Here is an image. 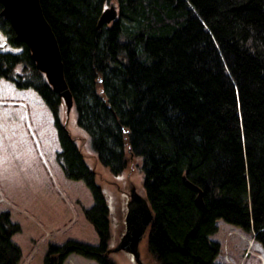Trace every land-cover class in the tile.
Masks as SVG:
<instances>
[{"label":"trees","instance_id":"obj_1","mask_svg":"<svg viewBox=\"0 0 264 264\" xmlns=\"http://www.w3.org/2000/svg\"><path fill=\"white\" fill-rule=\"evenodd\" d=\"M60 49L78 127L100 164L117 175L126 152L141 158L153 213L147 252L158 264H222L211 239L217 220L251 233L264 248V0H39ZM114 2L117 17L98 27ZM0 79L33 89L52 113L64 175L81 180L98 245L50 244L44 264L78 254L114 264L107 252L108 205L68 127L62 99L30 48L1 14ZM127 150V151H126ZM184 178L202 190L197 191ZM0 216V264H17Z\"/></svg>","mask_w":264,"mask_h":264},{"label":"rangeland","instance_id":"obj_2","mask_svg":"<svg viewBox=\"0 0 264 264\" xmlns=\"http://www.w3.org/2000/svg\"><path fill=\"white\" fill-rule=\"evenodd\" d=\"M59 119L95 170V181L109 210L108 248L113 247L123 232L131 185L144 196L141 158L126 152V166L115 175L97 160L89 135L76 123L74 104L67 114L62 102ZM59 151L52 113L37 92L0 79V216L7 213L10 221L19 225L20 230L11 237L21 252L17 264H44L50 244L60 245L70 239L99 244L85 216V210L94 204L93 196L83 181L64 175L56 160ZM217 226L211 239L219 243L218 263L264 264V248L251 233L222 219L217 220ZM149 230L145 229L139 243L141 258L144 264H158L147 252ZM108 254L114 264H137L124 251ZM63 264L98 263L72 253Z\"/></svg>","mask_w":264,"mask_h":264},{"label":"water","instance_id":"obj_3","mask_svg":"<svg viewBox=\"0 0 264 264\" xmlns=\"http://www.w3.org/2000/svg\"><path fill=\"white\" fill-rule=\"evenodd\" d=\"M0 3L2 5L1 14L10 21L16 38L28 44L36 68L43 73L47 83L61 97L66 113L69 114L74 104L72 94L64 77L57 39L43 15L40 1L0 0ZM116 17L117 6L111 2L101 12L97 25L99 27L104 23H111ZM184 182L197 191L196 203L201 205L202 190L186 178H184ZM131 203L141 205L138 206V210L129 208L125 218L126 231L115 246L107 248V252L125 251L132 255L137 264H144L141 259L139 243L145 229L152 224L153 213L146 198L139 194L134 186L130 190L129 205Z\"/></svg>","mask_w":264,"mask_h":264},{"label":"flooded vegetation","instance_id":"obj_4","mask_svg":"<svg viewBox=\"0 0 264 264\" xmlns=\"http://www.w3.org/2000/svg\"><path fill=\"white\" fill-rule=\"evenodd\" d=\"M133 186L131 185V187H130V190H131V188H132ZM129 201H130V193H129V196H128V200H127V202H126V211H125V215H124V227H123V229H122V233H121V236H120V238L122 237V235L125 233V231H126V222H125V218H126V215H127V212H128V210H129V208H132V209H135V210H138L139 209V207L138 206H140L141 204H138V203H131L130 205H129ZM130 206V207H129ZM139 215V214H138ZM137 215V216H138ZM141 216V215H140ZM120 238H119V240H120ZM118 240V241H119ZM116 245V244H115ZM114 245V246H115ZM125 252V251H124ZM128 255H131L130 253H128V252H126ZM131 257H132V255H131ZM133 258V257H132ZM142 259V258H141ZM134 260V259H133ZM143 261V260H142Z\"/></svg>","mask_w":264,"mask_h":264}]
</instances>
